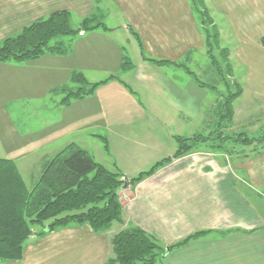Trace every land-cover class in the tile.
Here are the masks:
<instances>
[{"label":"crops","instance_id":"crops-1","mask_svg":"<svg viewBox=\"0 0 264 264\" xmlns=\"http://www.w3.org/2000/svg\"><path fill=\"white\" fill-rule=\"evenodd\" d=\"M91 1L0 0V42L55 9L70 11L71 6L78 5L79 9ZM106 1L119 11L120 25H108L104 12L97 10L83 18L92 14L98 17L100 13L99 25L87 30L78 27L77 38L55 41L62 43L64 51L22 60L27 61L29 68L41 59L50 73L53 66L48 59L55 55L68 57L70 50L72 63L64 80L47 87L54 98L53 108L46 107L39 131L19 135L0 106V153L5 152V158L15 161L24 155L17 152H49L34 162L37 168L33 172L38 174L42 163L58 152L54 148L61 139L63 126L73 118L74 124H80L76 130L84 126L86 130L103 133L93 137L105 140L113 166L129 178L125 172L145 170L158 161L157 156L162 159L174 152H163L164 147L157 144L161 127L174 143L176 130L186 128L185 136H190L198 123L206 128L203 135L211 134L209 126L215 119L221 120L218 124L222 129L229 125L247 126L254 132L261 121L264 123V0H202L200 5L226 20L234 38L232 53L245 66L242 87H238L239 95L233 101L232 118L226 122L220 110L214 111L223 100L217 104V99L211 98L210 89L215 86L205 87L200 80H193L195 75L187 66L192 59L189 52L203 46L200 31L206 28V22L197 23L193 16V1ZM110 13L107 11L106 15ZM215 21L210 17V24ZM94 24L95 21L90 25ZM129 35L136 41V37L140 39L145 57L167 61L156 63L141 54L136 63L124 68V44L130 42ZM80 40L83 42L77 49ZM84 45L92 59L102 52L114 62L111 68L101 69L107 72L102 79L88 75L100 66L90 64L89 70L79 67ZM73 72L82 73L89 83L97 85L83 98L70 94L67 101H62L78 87L72 80ZM140 90H145L149 97L142 100ZM248 128L244 130L248 132ZM212 139L196 144L192 152L172 159L135 185L123 184L118 191L122 205L119 228L139 226L165 246L161 264H264V213L258 212L253 202L258 189L264 188V148L256 152H226L223 143L216 148ZM75 144L80 146L78 141ZM129 146L137 148L133 151L138 156L136 160L139 158L136 162L133 154H127L132 152ZM126 161L137 164L136 168L126 170ZM37 231L26 239L20 259L0 260V264H104L112 254L113 235H107L106 230L94 232L87 223H71L41 235ZM198 231L203 233L182 245L169 247Z\"/></svg>","mask_w":264,"mask_h":264},{"label":"trees","instance_id":"trees-1","mask_svg":"<svg viewBox=\"0 0 264 264\" xmlns=\"http://www.w3.org/2000/svg\"><path fill=\"white\" fill-rule=\"evenodd\" d=\"M192 1L195 10L203 17V11L194 3L196 0ZM94 21L95 24L90 25ZM201 21L202 24L205 23L204 18ZM99 24L96 16L91 15L81 19L80 28L87 30ZM203 30L208 46L209 34L206 28ZM75 32L70 25L69 10L55 9L46 17L24 26L17 34L4 37L0 42V61L37 59L45 52H62L64 47L61 42L50 44V41L57 36ZM136 38L144 59L156 63L167 61L145 57L140 39ZM207 53L216 65L210 48ZM123 65L124 68H129L130 63L125 61ZM71 77L78 87L76 91L67 93L62 101H67L70 94L81 98L97 85L89 83L80 72H73ZM239 92L240 88L229 92L220 102L225 120H231L233 101ZM207 137L201 134L176 135V148L172 155L163 157L131 178L123 177L117 169H107L96 162L88 151L75 143H69L42 163L41 171L36 177H32L33 184L30 188L26 186L15 162L0 157V260H16L22 257L24 243L33 233V224L43 225L48 221L38 235L71 223H87L94 232L109 229L113 221L122 220L118 191L123 184L135 185L172 159L192 152L194 146L206 141ZM261 137H248L245 132H239L235 135V140L243 145H250L255 141L264 142V136ZM215 146L219 147L218 144ZM104 147L107 149L105 140ZM201 233L203 231L190 234L169 247L182 245ZM111 247L112 256L104 264H156L166 250L152 235L136 225L117 231L111 237Z\"/></svg>","mask_w":264,"mask_h":264},{"label":"rangeland","instance_id":"rangeland-1","mask_svg":"<svg viewBox=\"0 0 264 264\" xmlns=\"http://www.w3.org/2000/svg\"><path fill=\"white\" fill-rule=\"evenodd\" d=\"M107 2L108 1L106 0H98L97 2L96 0H93L88 5H80V10L78 9V5L71 6V10L69 11L70 25L74 30H76V32L68 36H57L50 41V44H53V42L58 40L77 38V29L78 27H80V22L83 16L89 15L91 13L95 14L97 10L104 12V21L108 22V25H120L122 19L119 11L114 5L113 8H111L109 5L110 2L108 4ZM194 3L204 13L203 18L206 22V24L204 25L207 28L209 34V45H206V34L205 31L201 29L200 33L203 46L201 48H194L191 52H189V57H191L192 59L191 62H188L187 66L191 71H193V74L195 75L193 76V80H200L201 82H203V84L207 85L205 87L215 86L214 89L219 90L220 93L223 94L219 96L218 92H216L214 89H210L211 98L214 97V99H217L216 103L218 104L220 99H223V97H225L229 92H234L237 90L238 87H242L243 78L241 75L245 71V66L241 64L232 53V50L235 46L234 38L232 37L231 30L227 26L226 20L217 15L213 10H208L204 8V5L201 7L200 5L202 3V0H196ZM107 11L111 12L110 16L106 15ZM193 16L197 23L202 18V14L197 13L195 9ZM210 17L216 19L214 24H210ZM96 19L101 21L100 13H98V17L96 16ZM107 36L109 37V34H107ZM129 36H131L129 37L131 38L130 42L124 44L126 47L124 54L127 58V60H124V62L128 61V64H134L141 57V50L138 42L135 40V37L132 35ZM82 42L83 41L80 40L79 45L76 46L77 49L82 44ZM101 46L102 48H104V45ZM208 48L211 49V53L216 59V65L212 63V59L207 53ZM68 53V57L55 55L53 59H48V64L53 66L51 68L50 73H48L47 70H45L42 64L40 63L41 59L32 63V66H30L29 68H27L28 60L19 62L10 60L5 61L4 63H0V106L4 107V116H9L11 123L13 124L16 129V132L19 135L35 133L41 129L42 121L45 120L44 117L47 113L46 107L53 108L52 100L54 98L50 93L47 92V87L50 85V83L51 85H55L65 79L66 74H68L69 72L68 65L72 63V61H70V50ZM81 54L83 61L79 66L80 68L85 66L89 70L88 66H90V64H96L100 66V69H97L96 72H94L95 69H91V74H88L92 75L91 77H94L95 75V79H102V77H104L107 72H102L101 69H105V66L111 68L114 64V62L109 59L110 56H105L102 52L100 55L98 54V56H94L92 59V54L89 52L87 53L85 45L82 47ZM169 67L170 66H168V68ZM47 74H49V76ZM232 74H234L235 77H232ZM74 86L76 87V84H74ZM139 93L142 100L147 99L149 97V94L145 90H140ZM218 110H220V112H223L221 103L219 105V108H215L214 111H216L217 113ZM1 111L2 110L0 109V112ZM52 117H56L55 109L52 114ZM220 121L221 120L219 119H215L214 122L211 123L209 129L212 133L208 135H203L204 131H206L205 126L201 125L200 123L195 124L192 128L190 136L201 134L203 136H208L207 139L215 137V139L212 140H215L218 146H222L221 143H223L224 146L222 147L226 149V152L230 150L231 152L236 151L240 153L243 151L256 152L262 147L264 148V142H256V144L252 143L250 145H243L239 141L235 140V135H237V133L239 132H245L248 137L264 136V123L262 121L260 122L259 126L256 127V132H254V130L252 129H249L247 126H243V128H241L242 126L237 128L232 127V125H229L228 127L226 126L222 129L218 124ZM223 121L226 122L225 119ZM79 125L80 124L77 123L74 124L73 118L72 122H65L61 133V139L59 142H56L54 151H60L67 144L75 143L76 141H78L80 143V147H84L85 150L87 149L89 151L88 153L96 162H99L109 170H115L116 168L113 166L114 164H112L113 158L108 152V149L104 147V141L100 138L93 137V134L102 135L103 133L99 131L95 132L91 130H86L84 126L82 127V130H76ZM246 128L249 129L248 132L244 130ZM185 129L186 128L182 130H176V132H174V130H170L169 128V131L174 132L175 134L173 136V143L172 140L169 138L168 133L164 132L162 127L159 128L157 144L160 145L161 148L164 147L163 152L169 151L170 149L175 150V136L179 133H181L179 136L188 135L186 134L188 133V130ZM222 135H225L227 138L224 140L223 138L220 139L219 137ZM71 139H73L72 142H70ZM64 142H66L67 144L62 146ZM233 142L234 145H232ZM128 144H131V142H128ZM128 149L132 152H127V154H133V160L136 162L139 158H137L136 160V157L138 156H135L136 152L133 151L137 148L129 146ZM155 149L156 146L154 145L153 150ZM2 153L6 155L5 152ZM46 153L49 152H17V154H24L21 155L20 158H16L14 162L16 164V167H18L17 169L19 170L27 187H30L33 184L32 177H36L37 175L33 172L37 168L36 165L33 164L38 162L40 160V157ZM4 155L0 153V157H4ZM161 157L162 156H157L156 159L160 160ZM127 161L124 162V167L126 170L131 171L136 168L137 164L130 165L127 164ZM148 168H145V170ZM139 172L140 171L136 172L135 174H128L127 172H125V174L128 177L130 176L129 178H131L137 175V173ZM258 192L259 193L254 198L255 201L253 202H255V206L258 212L264 213V188L258 189ZM47 223L48 221L44 222L43 225L33 224L31 226L32 232L38 230L37 232L39 233L44 228L43 226H45V224ZM119 227L120 221H113L109 229L106 230V234L109 236L114 235L120 229ZM156 264H161V259L157 260Z\"/></svg>","mask_w":264,"mask_h":264}]
</instances>
